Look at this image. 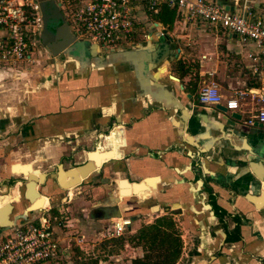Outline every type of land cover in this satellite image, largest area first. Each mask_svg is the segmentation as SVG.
Segmentation results:
<instances>
[{
    "label": "crops",
    "instance_id": "0c3cea01",
    "mask_svg": "<svg viewBox=\"0 0 264 264\" xmlns=\"http://www.w3.org/2000/svg\"><path fill=\"white\" fill-rule=\"evenodd\" d=\"M225 1L233 9V0ZM254 6L264 19V0H256ZM154 17L141 21L142 31L126 46L144 45L149 35L155 38L165 29L171 56L159 64L157 75L163 65L165 74L156 82H149L155 71L149 60L155 47L151 41L152 47L141 51L142 74L138 49L112 55L91 43L17 67L20 71L14 75L0 73V194L11 192L0 197V205L11 204L10 220L21 217L25 188L19 172L28 163L33 171L47 175L30 208L55 200V209H66L68 226L69 221L73 226L78 221L86 224L87 229L79 224L83 241L89 236L85 232L95 235V228L111 224L113 218L129 217L127 230L133 233L140 226L135 217L150 216L158 209L180 231H194L195 223L205 232L208 213L201 207L210 192L220 207L247 221L240 227L242 239L225 247V255L211 256L220 239L207 240L199 259L192 262L258 264L254 257L258 256L264 264V206L257 207L250 199L258 194L255 176L264 175V123L252 118L261 84L247 71V46L224 30H206L175 16L168 27ZM210 80L218 86L221 103L199 104L192 97L197 99L198 88ZM230 98L236 99V108L220 112L217 107ZM175 100L185 111L184 119L172 105ZM87 155L97 172L76 185V191L72 186L67 189L72 196L83 193L78 215L77 207L67 204L72 196L59 205L66 190L63 194L56 190L49 176L57 163L69 168L83 163ZM108 182L112 184L105 192ZM20 191L23 196L16 200ZM104 193L113 200L110 205L100 203ZM126 196L149 203L123 206ZM150 218L145 224L154 219ZM59 231L66 239L68 232Z\"/></svg>",
    "mask_w": 264,
    "mask_h": 264
},
{
    "label": "built area",
    "instance_id": "2783aa9c",
    "mask_svg": "<svg viewBox=\"0 0 264 264\" xmlns=\"http://www.w3.org/2000/svg\"><path fill=\"white\" fill-rule=\"evenodd\" d=\"M62 22L75 38H85L104 51H116L131 43L142 20L158 14L161 4L175 9V17L200 24L206 30H224L247 46L245 57L252 80L261 84L256 95L259 104L253 119L264 123V19L255 11L256 0H233V9H225L221 0H53ZM41 14L36 0H0V65L17 68L48 61L51 55L41 50L38 34ZM142 36H146L145 32ZM217 84L210 80L197 90L202 105L221 103ZM226 109L237 106L236 99H226ZM248 123L251 120L247 121ZM72 195L66 190L59 199L67 203ZM53 209L55 212H53ZM67 211L47 204L37 213L14 219L0 227V264H50L71 257V247L63 245L61 227H68ZM97 233L103 240L122 236L129 217L113 218ZM82 238V237H81ZM75 240L81 248L82 239ZM92 242H97L92 239Z\"/></svg>",
    "mask_w": 264,
    "mask_h": 264
},
{
    "label": "water",
    "instance_id": "95a60500",
    "mask_svg": "<svg viewBox=\"0 0 264 264\" xmlns=\"http://www.w3.org/2000/svg\"><path fill=\"white\" fill-rule=\"evenodd\" d=\"M36 1L38 2L40 14H41V23H42L41 29L38 34V39L43 49L46 50L51 55L52 58H56L60 54L61 55L69 54L72 51H76L74 47L75 37L69 31L66 24L62 22V19L60 18L59 10L57 9L56 5L52 2V0H36ZM221 3L224 5L225 9L232 10V7L227 5L225 0H221ZM47 18H48V21H45V19ZM59 19H61V22L56 24V27L53 29V31L47 32L46 22L49 23V21L51 20H59ZM151 27H153V25H151ZM147 39H148L147 41L149 42L145 43L144 45L137 44L134 46L135 48L134 47L132 48L131 46L130 47L123 46L116 51H108V52L113 53L112 55H115L117 53H123V54L127 52L133 53L134 51H136V49H138L137 55L140 58L138 59L137 65H138V68L141 69L140 73L142 74L143 66L141 65L142 64V61H141L142 52L141 51L144 49H150L152 47L150 44H154L155 47L154 49H152L153 51H151L150 53L149 60H150L152 68H154L155 71L152 75H150L149 82L150 81L156 82L160 78V76L157 75L159 64L165 58H168L171 56L172 49L169 46L171 39L165 34V29L159 30L158 35L155 38H152L151 35H149ZM91 45L93 47L99 48L96 44H91ZM127 49L129 50L132 49L133 51L132 50L129 51ZM175 54L172 56L173 58L176 56ZM169 78L172 80H177V78L172 75H169ZM157 84L158 83H156L155 85L159 87V84L158 85ZM179 87L182 88L180 84H179ZM186 97L191 98L189 94H186ZM172 105H174V107L177 110H179L181 114V118L184 119L186 114H185V111L182 105L176 100L172 101ZM217 109L222 113L226 111L225 106H218ZM223 117L226 118L224 115ZM232 117L237 118L236 115H233ZM187 140L189 141L190 139L188 138ZM15 164L19 165L17 163ZM12 166L13 164L11 165V167ZM11 167L10 169H12ZM22 167H24V169L21 172H19V174L22 175L23 180H24L23 185H24L25 191H24L23 197L31 201V199L35 197V195L39 194L38 192L39 187L45 184L47 175L37 170L33 171L31 168V165L28 163L23 164ZM55 169H56L55 173L51 174V176L49 177L52 178L53 184L56 190H58L62 194L64 193L65 190L68 189L69 186L75 187L76 185H79L82 181H84L88 177L89 174L96 173L98 170L97 166L95 165V163H93V160H91L89 156H88V159L85 160L83 163L69 167V168H65V169L62 168V165L60 163H57ZM36 173L38 177H36L35 175ZM255 177L257 181L256 188L258 190L257 191L258 194L250 196L251 197L250 199H252L251 201H254L257 207H260V206L262 207L264 206V195H262V192L264 194V175L261 176L260 178L258 176H255ZM36 178H38V180ZM56 202H58L57 199H56ZM3 207H6L9 209L8 215H10V211L12 208L11 204L5 205ZM3 207H1L0 210ZM25 209L26 207L24 208L23 212L25 211ZM39 209L40 208L29 210L27 211L26 215L30 213H37L39 212ZM24 217L26 216H21V218H24ZM2 221L4 224L2 225L0 224V227L9 226L11 223L10 224H5V223H9L12 220H10L8 216V217H5Z\"/></svg>",
    "mask_w": 264,
    "mask_h": 264
},
{
    "label": "rangeland",
    "instance_id": "374dc122",
    "mask_svg": "<svg viewBox=\"0 0 264 264\" xmlns=\"http://www.w3.org/2000/svg\"><path fill=\"white\" fill-rule=\"evenodd\" d=\"M52 2L54 3L53 0H52ZM57 9H58V7H57ZM60 18H61V16H60ZM149 20H151V19H149ZM45 21H48V18L45 19ZM52 22L56 25L57 23L61 22V19L51 20V21H49V23L46 22V28ZM140 34H142V33L140 32ZM192 99L193 100L195 99L197 102V99L194 96L192 97ZM107 184H108L107 188L104 187L106 189V190H104L105 192L108 191V188H109L110 184H112V182H108ZM76 188L74 187L72 189L74 191H76ZM111 189H113V186H111ZM94 191L95 190H93V192ZM96 191H99V190H96ZM91 193L92 192H88V196H90ZM80 194H83V193H80ZM80 194L79 193H73V196L71 198L73 200L71 202L67 203L70 206L77 207L76 213L78 215H80V210L78 208V207H80L78 205V199L80 198V196H79ZM102 195L103 196L98 198L99 201H101L100 203H102V200H104L105 203H109V205H110V203H112L113 200H111V198L105 197L107 195L105 193ZM19 196H20V198L22 197L21 191L19 193ZM83 198H85V197H83ZM87 198H88V200L91 199L89 197H87ZM115 198L116 197H114V199ZM92 201L94 202V200H92ZM122 201H124V202H121V204L123 203V206L128 205L129 203H137V204L139 203V205H142V203H144V204L149 203V202H143L142 200L136 199V198L131 197V196L123 197ZM54 202H55V200L52 201V203H54ZM25 203H27V200L23 199V204H25ZM52 203H51V205H53ZM1 206L3 207L5 205H0V207ZM6 209H5V211H7ZM95 213H97V212H95ZM155 213L160 215L159 209L157 211H155L154 213H152L150 216H152L154 218ZM150 216L149 215L148 216L147 215H143V216L139 215L138 217H135L138 221L137 224L138 225L145 224L144 221H149L151 219ZM78 222L80 225L82 224L81 228L87 229L86 224H83L81 221H78ZM69 223L72 224V226H70V224H69V226H68L69 228H67V230L65 227H61L62 232H66V231L68 232L67 238L61 242L64 243L63 245H68L71 247V257L68 261L58 260V261H53L50 264H86V262L88 263V261H90L91 259H96L97 264H130V259L132 257L141 256V254H142V249L139 246H134L133 244L127 242V237L130 235V232H128V230H125L124 233L122 234V236H120L118 238H113L110 240H103L99 235H97V233L102 229V227H100V226L95 228V232H96L95 235L92 234L90 236V233H91L90 231L85 232V233L89 234V236L87 235L86 238H84L85 240H83L80 243L81 248H79V246L77 244H75L76 243L75 239H73L72 237H77L78 239H80L81 238L80 232L82 233L84 231L81 230V228H79V224H78V226H73V223H74L73 221H69ZM146 223H149V222H146ZM175 229H176V232L178 235H181L182 233L183 234L186 233V235L184 234L183 238H181L179 236V238L181 240V247H180V253H179L178 259H177L175 264H191L190 258L188 256L190 251H191L190 250L191 245L189 244V240L192 237H194V234H193V232L191 233L190 230H187L185 232L183 229L180 231L179 229H181V228L175 227ZM69 235L71 238H69ZM60 236H62L61 232H60ZM119 238H121V241L119 240ZM92 239L96 240L97 242H92Z\"/></svg>",
    "mask_w": 264,
    "mask_h": 264
},
{
    "label": "trees",
    "instance_id": "16d2710c",
    "mask_svg": "<svg viewBox=\"0 0 264 264\" xmlns=\"http://www.w3.org/2000/svg\"><path fill=\"white\" fill-rule=\"evenodd\" d=\"M174 16V8L161 4L154 19L169 27ZM53 212H55L54 209ZM232 220L238 221L236 216H233ZM236 226L232 229L233 233L237 231ZM236 239L238 235H230L231 241ZM119 240L121 241V238ZM127 242L142 249L141 256L132 257L130 264H175L181 247V240L174 222L168 215L156 216L150 223L140 225L133 233H130ZM86 264H97V260L91 259Z\"/></svg>",
    "mask_w": 264,
    "mask_h": 264
},
{
    "label": "flooded vegetation",
    "instance_id": "af4514ba",
    "mask_svg": "<svg viewBox=\"0 0 264 264\" xmlns=\"http://www.w3.org/2000/svg\"><path fill=\"white\" fill-rule=\"evenodd\" d=\"M56 27V25L52 22L47 27V32H52L53 29ZM84 43L89 44V42L85 38H75L74 47H80ZM40 49L43 50V47L40 44ZM18 68H11L8 66L0 65V73L5 72H11L10 75H14L18 73L20 70H17ZM29 201L27 203L23 204L24 207L29 206ZM202 210H206L208 214H205V217L207 218V223L204 224L203 230L205 229V232L202 231V229L199 227L200 224H193L195 225L193 232L194 237H192L189 240V244L191 245V251L189 253V258L191 261V264H196L192 262V259H199V256L202 254L201 249H203L202 243H205L207 240L216 241L220 239L219 246L216 250L212 251L211 256H220L223 255V249L227 246H229L232 243L238 242L242 239L241 236V230L240 227L242 224H244L247 220L243 217V220L240 219L237 215H232L228 213L225 209L220 207L216 203L215 196L207 192V197L204 199V202H202ZM208 215V216H207ZM236 216L238 221H233L232 217ZM237 225V226H236ZM234 226L237 227L236 232H232V229ZM204 234L206 237H201L199 235ZM238 235V239L231 241L230 235ZM180 236V235H179ZM181 237V236H180ZM225 255V254H224ZM198 256V257H197ZM259 261L258 264H263V260L258 258V256H254ZM213 261V260H211ZM231 262V261H230ZM200 264V263H197Z\"/></svg>",
    "mask_w": 264,
    "mask_h": 264
},
{
    "label": "bare ground",
    "instance_id": "6f19581e",
    "mask_svg": "<svg viewBox=\"0 0 264 264\" xmlns=\"http://www.w3.org/2000/svg\"><path fill=\"white\" fill-rule=\"evenodd\" d=\"M163 74H165V65H163L160 69H159V74L158 75H163ZM36 175V177H38V175H37V173L35 174ZM37 180H38V178H36ZM69 193V192H68ZM7 194H11V192L8 190V192L7 193H5V194H0V197H4L5 195H7ZM24 195V194H23ZM22 195V196H23ZM16 197V196H15ZM20 198V196H18V198L16 199V200H18ZM24 199H26V200H28L27 198H24ZM33 199V198H32ZM32 199H31V201H32ZM13 201H15V200H13ZM29 201V200H28ZM31 201H29V202H31ZM5 205H8V203L7 204H5ZM31 207V204L29 205V206H27L26 207V209H25V211L23 212V213H21V216H26V213H27V211H29V210H32V209H36V208H30ZM1 208V207H0ZM5 209H6V207H3L1 210H0V213H1V215H0V224L2 225V224H4L3 223V219L5 218V217H8V212L6 213L5 212ZM7 211L9 210L8 208L6 209ZM15 218L17 217V216H14ZM7 219V218H6ZM13 222V220L11 221V222H9V223H5V224H10V223H12ZM113 222V221H112Z\"/></svg>",
    "mask_w": 264,
    "mask_h": 264
}]
</instances>
